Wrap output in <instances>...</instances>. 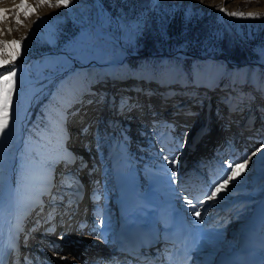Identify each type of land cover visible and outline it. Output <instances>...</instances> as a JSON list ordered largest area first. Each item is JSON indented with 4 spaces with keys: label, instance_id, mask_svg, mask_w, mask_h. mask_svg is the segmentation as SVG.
<instances>
[{
    "label": "rangeland",
    "instance_id": "rangeland-1",
    "mask_svg": "<svg viewBox=\"0 0 264 264\" xmlns=\"http://www.w3.org/2000/svg\"><path fill=\"white\" fill-rule=\"evenodd\" d=\"M12 1L10 10L15 11L12 13V36L21 40V50L14 61L17 86L13 92L9 127L0 134V209L8 198L16 162L19 165L15 175L20 198L10 201L8 210H0V264L2 260H5L4 264H131L126 262L125 254L113 256L110 251L113 246L107 244L112 241L118 226V213L108 215L110 229H106V234L98 230L93 232L94 235L85 232L92 226L101 228L100 221L92 220L95 210L101 211L108 204L112 205L110 209L115 208L114 195L120 188H130L133 183L138 186L134 200L138 204L158 201L163 206L162 213L169 210L174 201L181 200L183 194L193 198L198 194V188L203 187L201 178H181L178 166L163 164L165 161L160 160L162 154L158 151L129 148L127 143L124 151L117 148L112 152V157L115 153L123 155L114 159L112 168L106 170L102 165L96 170L104 191L101 184L96 185L89 177L87 168L72 174L73 177H60L63 171L59 173V167L68 166L65 164L71 159L69 154L73 156L77 145L73 142L69 150L65 140L59 139L60 133L49 135L46 130L54 120L57 130L66 129L67 134L72 133L74 137L83 135V125L91 115L80 110L85 109L93 86L99 84L104 90L99 95L102 103L111 87L101 64L105 59L121 61L117 67L118 86L137 81L147 89L135 93L151 99L159 96L153 114L144 111L147 124L157 132L158 148L174 159L186 151L188 170L204 172V180L208 179L213 186L222 177L227 178L226 165L235 162L236 157L241 159L244 151L252 153L264 144L263 0H102L115 19L111 29L122 36L129 51L108 39L107 31L99 23L97 0H71L68 7L57 6V0H31L35 12L27 16L21 12L20 24L16 23L18 9L15 6L21 0ZM36 9L43 14L38 15ZM230 12L256 15L230 16L227 14ZM3 40L6 39L0 34V41ZM61 52L91 53L99 62L77 70L56 56ZM11 67L13 65L0 66V74ZM57 74L35 106L25 129L22 111L26 108L28 92L32 86L45 83ZM190 99L195 107L192 117L187 109L179 107L180 104L171 103ZM121 102L125 103L123 109L131 110V101L126 94ZM169 105L181 111L178 121L187 123L183 132L186 150H182V143L178 142V133L172 134V127L165 125L169 119L164 114H157V110H165ZM100 115V112L93 115V121L96 120L93 129L98 132L103 123ZM104 115L103 112L101 116ZM247 122L253 124L252 131L244 129L250 126ZM25 135L36 153L23 149L17 161L14 155ZM148 154H152L153 159L142 161L141 155L147 158ZM258 154L260 160L255 164L253 159L250 170H256L251 175L259 179L250 181L254 184H246L251 190L252 220L264 215V198L257 201L264 194V158ZM24 163L34 169L21 168ZM77 164L72 159L70 168ZM89 165L91 162L88 168ZM105 178L113 179L110 189H106ZM64 185H70V190L62 188ZM77 187L82 188L81 193H76L80 201L74 203L75 207L80 204L78 211L71 207L68 212L64 209L60 213L58 206L55 207L59 202L52 208L42 207L45 201L53 199L54 190L64 189L62 197H66ZM232 212L230 221L220 225L221 233L236 232L247 219L234 218L235 212ZM207 218L208 214L202 213V224ZM198 224L195 223L197 227ZM160 239L162 236L157 240ZM165 247L170 249L166 253L173 251L172 245L165 244ZM153 250L146 254H154Z\"/></svg>",
    "mask_w": 264,
    "mask_h": 264
},
{
    "label": "bare ground",
    "instance_id": "bare-ground-1",
    "mask_svg": "<svg viewBox=\"0 0 264 264\" xmlns=\"http://www.w3.org/2000/svg\"><path fill=\"white\" fill-rule=\"evenodd\" d=\"M11 1L12 0H0V9L9 10L6 14L7 18L0 19V34L6 40L15 39L12 36L14 28V24L12 22V13L14 14L15 11L13 12L12 10H10L12 7L10 6ZM24 2L30 5L32 4L31 0H24ZM96 4L98 6L99 23L101 27L107 31L108 39L124 50L129 51L123 42L122 36L116 35L111 29V24L115 20L113 14L105 6L102 0H97ZM36 10L37 13L38 11H40V9ZM41 12H39L38 15H42L43 11ZM9 28H11L10 32ZM56 54L57 57L65 59L71 68L74 67L77 68V70L87 68L89 66H92L94 63L99 62L97 57L91 53L72 55L61 52ZM101 64L105 67L106 77L108 83L112 88L107 87V99L102 103V101H100L99 95L103 93L104 90H102L99 84L93 86L90 96L87 98L85 109L80 110L83 114H88L92 117L86 120L85 124L83 125V135H80L83 137H74L72 133L69 136L66 129L57 130L54 120H51L46 133H48L49 135L60 133L61 136H59V139H61V142H64L65 140L69 150L73 145V142H76L77 145L73 156L69 154L71 159L68 161V163L65 164L68 166L59 167V173L63 171L60 177H73L72 174H78L79 172H81V170H86L87 168L89 177L95 180L96 185L101 184V190H103L105 189V187L100 182L101 178L97 177L96 170L102 165L105 166L106 170L112 168L114 159L123 157L122 154L115 153V157L113 156V158L112 152L117 148L121 150L125 149L126 143L129 148L130 146H134L141 151H158L159 155L162 154L164 156L162 157V155H160L159 158L160 160L165 161L163 162V164L165 165L173 164L170 162L173 161L174 158H171L167 154H164L167 153L164 152V149L161 150L160 148H158L157 132L154 131L145 120L146 116L144 115V111L148 110L150 115H152L153 111L155 110L153 108L158 106L157 100H159V96L155 97V99H151L149 96H144L145 94L141 95L139 93H135V91L140 92L147 89L142 86L141 82L137 83V81H133L132 84L121 83L120 85L122 86H118L116 80L118 78L117 67L119 64H121L120 60L105 59V61L101 62ZM59 74L55 75L54 78L52 77L53 79L49 78L50 80L45 83L31 87L27 95L26 108H24L22 111V121L25 129L31 119L35 106L45 95L49 87L52 85V82H54L56 76H58ZM209 81L211 83L213 82L212 76H210ZM199 83L201 84V82ZM132 85L134 87H132ZM125 94L127 98H129V101H131V105L129 106L131 110L122 108V105H125V103H122L121 100L125 96ZM162 99L165 100V97ZM172 99L174 98H171V100ZM192 101L193 99H190L188 101L173 100L172 102H170L172 104H177L176 106L180 104L179 107L185 108V110L187 109V111L190 113L188 114L189 117H192L195 112V107L192 105L194 103H192ZM171 105H169V107L165 110H157V114H164L163 116L169 119L167 120L165 125L172 127V131L170 130L172 134L174 131L176 132V134L178 133V142L182 143V150H184L186 147L184 148L185 145L183 144L186 143V140L184 141L183 132L187 123L182 121L179 122L181 120V115H179V112L181 111H178L176 107L173 108ZM95 112H100L101 115L103 114V112L105 113L104 116L100 115L99 118H102L103 121L101 125V131L99 132L98 130L93 129V125L96 121H93V115ZM189 117H187V119ZM165 125L163 127H165ZM251 125L249 127H247L248 125L245 126L244 129L250 131L252 128ZM170 132L169 134H171ZM198 133L199 130L197 131V134ZM195 135L194 140L196 138ZM25 136V140H23L19 144L14 155L17 161L19 160L23 149L31 151L32 154L36 153L35 147L29 142V140L27 139V135ZM239 136L241 137V135ZM79 154L86 155V157L82 158ZM251 154L252 153H250L249 150L244 151L242 157L247 158L250 157ZM185 155L186 151L184 154L178 155V160L174 164L175 166L179 167L181 178L185 177L192 180L201 178L203 180V187H201L200 189L198 188V194L195 197L189 198L188 195L183 194L182 196H180L181 200L174 201L171 208L169 210H166L165 213H162L163 206L158 201L149 200L146 203L141 202L140 204H138V202L134 200V191L138 190V186L133 183L130 185V188L129 186L124 189L120 188V190H118V193L114 195L113 201L117 204L115 208L113 207L114 210L113 208L110 209V207L112 206L110 204H108L101 211L95 210V214L92 220L100 221L101 224L99 225L101 226V228L95 227L94 229V227L92 226L88 231L85 230V232L94 235L93 232H95V230H98L99 232L101 231L103 235L106 234L104 233L106 232V229H110V225L108 224V220L110 217L108 215L114 213L113 216H116L115 214L118 213V226L115 230L112 241L108 242L107 244L113 246L112 250H110L112 251L113 256L119 253L125 254L126 262L130 261L131 264H150L149 260H141V257L144 256L147 252L145 248L141 247L138 250H134L135 246L131 243L130 240V237H132L134 233L142 229L140 225L143 226V230L146 236L153 240L155 244V248L153 250V255H155L154 262L158 261L163 264H219L222 257L227 255H235L239 257V260L234 264H264V215L259 217L258 220H252L253 212L249 209V206L253 204L250 195L251 190H249L246 186L248 182L257 181L259 179L257 176L255 177L254 174L251 175L253 172L256 173L257 171L250 170L251 165L254 164V162L256 164V161L258 162L260 160L259 154L256 156H251L252 158L249 160V165L245 172L242 173L241 177H238L234 182H230L228 189L218 194V197L212 200H206V196L211 194L209 188H214L215 186H213V184L210 183L208 179L204 180V172L200 171L194 173L188 170V160H185ZM112 158L113 160H111ZM72 159L75 160V162H77L78 164L76 167L73 166L70 168ZM151 159H153L152 154L147 158L141 155L142 161H150ZM253 159H255V161ZM234 161L236 163H241L242 159L236 157ZM90 162L91 165H89L88 168L87 166ZM18 168V162L14 163V168L11 176V186L8 191V198L2 203L4 204L2 205L3 207L1 206L2 210H8L10 201L20 198V194L17 192L15 175ZM21 168L26 170L34 169L33 166L28 163L21 164ZM226 168H228V165H226ZM262 175H264L263 171ZM153 181V184L156 185L157 180L154 176ZM250 183L254 184V182ZM112 185L113 179L111 180V178H107L106 189H110ZM204 186H207L208 188H204ZM65 187L66 185H64L62 188L68 189V191L70 190V185H68L66 188ZM97 187L98 186H96L95 188ZM64 189H60L58 191L54 190L55 196L53 197V199H49L47 202L45 201L42 207L52 208L55 203L59 202L57 205H55V207L58 206V208L60 209V213L64 212V209H67L66 212H68L71 207V210L75 209V211H78V209H80L78 208L80 204L76 207L74 206L80 201L76 193H81L82 188H80L79 190V187H77L75 188V190H73V193H75L74 195L76 196H73V193H70L66 197H62V191ZM101 190L99 189V191ZM263 198L264 194L259 197L257 201L259 202V200ZM93 200H95V198H93ZM187 200H192L194 204H197L198 209L201 210V215L202 213L208 214V218L205 223L202 224V222L200 221L201 216L197 218L192 212L189 211V206L186 203ZM199 200H205V204L203 207H199ZM34 201L35 200H33V202ZM93 203H96V201H94ZM245 205H247V211ZM83 207L84 206L82 205L81 208ZM85 210L86 208L83 209V211ZM232 211L235 212L234 218L247 219H244L245 221L241 223V228H239L236 232L227 234L221 233L222 228H220V225H224L228 221H230V214ZM99 216H101V219L99 218ZM196 222L199 223V228L197 227V225H195ZM158 233H162V239H160L159 241L157 240L158 237H156ZM165 244H167L168 246L172 245L173 251L170 253L162 251L161 248L164 247ZM248 249H250V251H248ZM4 262L5 260H2L1 264H4Z\"/></svg>",
    "mask_w": 264,
    "mask_h": 264
},
{
    "label": "snow or ice",
    "instance_id": "snow-or-ice-1",
    "mask_svg": "<svg viewBox=\"0 0 264 264\" xmlns=\"http://www.w3.org/2000/svg\"><path fill=\"white\" fill-rule=\"evenodd\" d=\"M71 0H57V6L63 5L64 7H68L70 5ZM18 9L16 13V23L20 24L22 21L20 20V13L23 12L24 15H30L35 12V8L21 0V3L15 6ZM222 11H226L221 9ZM8 9H0V19L7 18ZM230 16H239V17H253L256 14L254 13H243V12H230L227 13ZM11 28H9V32ZM20 45L21 40H3L0 41V66L4 65H13L10 69H6L3 74H0V134L5 132V129L9 127V118L10 111L13 105V92L16 89L17 81V71L14 67V61L17 56L20 55ZM257 153H260L261 157L264 158V144H261L259 148H257L254 152H252L251 156H256ZM250 157L244 158L242 163L233 162L228 165V171L225 172V176L227 178H221L220 181L216 182L214 188H209L210 195L206 196V200H212L218 197V194L226 191L230 182H234L238 177H241L242 173L245 172L249 165ZM178 157L171 161L170 163H176ZM175 176V173H172ZM186 203L189 206V209L192 213L199 218L201 216V212L199 211L197 204H194L192 200H187ZM205 204V200H199V207H203ZM63 259V257L61 258Z\"/></svg>",
    "mask_w": 264,
    "mask_h": 264
},
{
    "label": "water",
    "instance_id": "water-1",
    "mask_svg": "<svg viewBox=\"0 0 264 264\" xmlns=\"http://www.w3.org/2000/svg\"><path fill=\"white\" fill-rule=\"evenodd\" d=\"M130 55V54H129ZM55 77V75L53 76V78Z\"/></svg>",
    "mask_w": 264,
    "mask_h": 264
}]
</instances>
